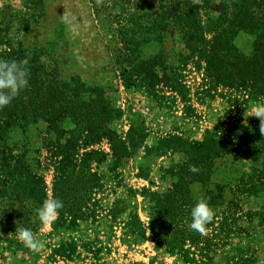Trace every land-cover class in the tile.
Segmentation results:
<instances>
[{
	"label": "trees",
	"instance_id": "1",
	"mask_svg": "<svg viewBox=\"0 0 264 264\" xmlns=\"http://www.w3.org/2000/svg\"><path fill=\"white\" fill-rule=\"evenodd\" d=\"M112 1L118 38L115 63L127 86L154 94L159 86L168 85L186 101L181 73L165 54L163 38L177 34L187 51L180 55L191 56L205 93L213 96L226 88L244 101H264V0H159L155 12L144 10L138 15L133 0L126 8L122 3L131 0ZM1 30L0 58L27 61L30 76L29 86L0 107V237L10 251L29 252L16 238L15 228L23 223L35 235L41 227L35 208L49 197V189L41 164L30 158L25 131L44 121L56 134L49 141L54 157L51 196L62 200L64 207L52 227L94 215L82 207L86 193L101 183L91 164L104 154L92 145L103 139L109 143L112 168L129 151L110 126L118 109L103 86L87 84L79 75H64L48 66L41 52L15 49ZM242 34L251 37L246 49L237 43ZM151 47L154 53L146 54ZM166 140L176 141L188 158L164 191L150 192V220L144 225L138 217L132 219L137 229L141 233L149 229L156 248L164 247L185 264H263L258 234L264 239V133L233 119L207 129L201 140L177 135ZM222 159L242 163L227 182L213 180L216 163ZM191 165L198 171H191ZM194 186L202 187L200 195L214 210L204 234L188 226L197 196ZM251 198L258 200L256 208L248 206Z\"/></svg>",
	"mask_w": 264,
	"mask_h": 264
},
{
	"label": "rangeland",
	"instance_id": "2",
	"mask_svg": "<svg viewBox=\"0 0 264 264\" xmlns=\"http://www.w3.org/2000/svg\"><path fill=\"white\" fill-rule=\"evenodd\" d=\"M158 1L133 0L134 11L137 15L144 10L155 12ZM112 2L0 0L1 34L11 40L15 49L41 52L48 66L105 88L110 103L118 109L110 126L127 142L129 151L112 168L109 143L103 139L92 145L104 154L102 160L91 164L101 183L86 193L82 207L94 215L71 223L67 220L61 226H41L35 233L43 245L38 252L10 251L0 237V264H185L180 256L172 255L164 247L156 248L150 230L145 228L141 233L132 222L138 217L144 225L148 224L153 205L150 192L164 191L175 178V170L188 158L176 141L166 140L167 136L201 140L207 129L233 119L260 128L259 118L248 115L255 103L244 101L226 88H220L213 96L203 91L204 81L192 65L191 56L183 59L180 55L187 51L177 34L163 38L165 54L181 73L186 101L168 85L159 86V92L154 94L127 86L115 63L118 38L114 31L117 19L110 10ZM128 2L132 0L123 2L122 7H130ZM250 41L246 34L237 38L245 49ZM154 51L155 47L146 48V54ZM65 126L69 128L71 123ZM25 135L30 158L41 164L51 197L54 157L49 141L56 139V134L48 131L44 121H39ZM230 161H217L214 181H229L237 166L242 165ZM190 189L192 193V186ZM202 192V187H193L195 195ZM257 202L251 198L247 204L256 208ZM258 236L259 257L264 264L263 234Z\"/></svg>",
	"mask_w": 264,
	"mask_h": 264
},
{
	"label": "clouds",
	"instance_id": "3",
	"mask_svg": "<svg viewBox=\"0 0 264 264\" xmlns=\"http://www.w3.org/2000/svg\"><path fill=\"white\" fill-rule=\"evenodd\" d=\"M29 76L30 69L27 66V61L0 58V107L10 104L22 90L29 86ZM248 115L259 118L260 131L264 133V101L258 102ZM190 170L193 172L198 171L195 165H191ZM63 207V201L59 198L46 197L35 208V219L41 226L48 225L56 219L59 210ZM213 216L214 210L207 199L202 195H197L190 208L191 220L188 226L190 229L204 234L206 225L211 222ZM15 234L16 238L33 252H38L43 247L34 235L33 230L23 223L16 225Z\"/></svg>",
	"mask_w": 264,
	"mask_h": 264
}]
</instances>
